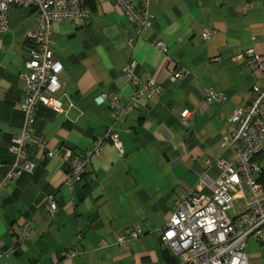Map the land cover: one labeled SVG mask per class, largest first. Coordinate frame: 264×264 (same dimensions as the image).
Returning a JSON list of instances; mask_svg holds the SVG:
<instances>
[{"label": "crops", "instance_id": "1", "mask_svg": "<svg viewBox=\"0 0 264 264\" xmlns=\"http://www.w3.org/2000/svg\"><path fill=\"white\" fill-rule=\"evenodd\" d=\"M86 6L87 19L51 26L52 59L62 66L53 98L61 111L38 105L32 131L46 149L75 154L111 131L121 152L106 140L83 180L68 189L67 163L32 149L33 172L1 183L14 162L11 137L22 127L19 75L26 71L27 35L37 17L34 8L10 7L8 31L0 34V264H167L160 233L175 202L200 180L208 191L220 174L216 158L231 157L223 149L231 112L249 103L252 87L264 84L260 70L242 56L247 49L264 56V0L150 1L152 21L142 34L112 1L88 0ZM204 30L211 33L207 40ZM157 41L166 55L153 46ZM132 60L136 83L123 75ZM150 79L159 94L148 95ZM208 91L225 100L207 101ZM102 93L131 110L116 115ZM183 112L189 125L181 121ZM253 160L263 182L264 141ZM50 197L53 213L46 207ZM229 212L241 211L232 205ZM27 222L32 229L20 241ZM133 225L140 236L127 237L126 247L117 243ZM245 252L247 264H264V241L248 240Z\"/></svg>", "mask_w": 264, "mask_h": 264}, {"label": "built area", "instance_id": "2", "mask_svg": "<svg viewBox=\"0 0 264 264\" xmlns=\"http://www.w3.org/2000/svg\"><path fill=\"white\" fill-rule=\"evenodd\" d=\"M88 0H0V34L8 31V10L12 6L34 8L37 11L36 28L28 33V57L25 60V73L19 78L24 83L25 97L21 103L23 114L22 127L19 133L10 140L9 152L14 162L1 183L31 173L36 165L29 157V150L37 149L48 158L56 157L67 163L68 170L63 186L70 189L72 185L83 180L93 158L99 157L103 143L108 140L121 152V143L117 134L107 131L97 138L91 149L82 154H75L71 149H46L43 137L32 131L35 112L38 105L52 107L61 111V105L53 98L60 89L59 74L62 66L52 59L51 26L60 21L78 24L88 18ZM123 13L126 20L138 34L151 25L152 15L149 12L150 1L162 0H110ZM210 31L201 33L203 40L209 39ZM153 46L163 55L167 47L161 41ZM133 48V43L129 44ZM248 65L252 70H260L264 79V56H259L252 49L244 51ZM136 62L134 60L123 69L127 80H133ZM182 71L174 73L179 78ZM150 79L144 85L148 95L160 93ZM251 99L244 107L235 108L229 118L227 135L223 139V149L230 153L226 158L220 155L214 163L220 169L219 176L204 190V180H200L186 194L175 202L173 213L163 226L160 242L165 251L174 258L175 264H247L245 247L250 239L264 241V195L261 185L256 181L261 168L253 160L263 150L264 141V84L254 86ZM137 97H133L135 101ZM101 100L108 99L109 106L116 115L126 114L132 108L130 104L120 107L118 100L102 93ZM207 101L222 103L224 95L208 91ZM189 113L181 114V121L189 125ZM242 197L245 209L229 216L232 200ZM50 213L55 212L57 205L52 197L46 200ZM32 229L30 222L21 226L20 241L25 239ZM141 230L137 225L126 229L116 236V241L124 247L127 237L137 238Z\"/></svg>", "mask_w": 264, "mask_h": 264}, {"label": "trees", "instance_id": "3", "mask_svg": "<svg viewBox=\"0 0 264 264\" xmlns=\"http://www.w3.org/2000/svg\"><path fill=\"white\" fill-rule=\"evenodd\" d=\"M263 86V85H262ZM259 87V86H258ZM261 175H262V172L258 175V177H257V182L261 185V189L263 190V192H264V180H263V182H262V180H261ZM264 195V194H263ZM167 252V251H166ZM167 254H168V256H167V260H166V263L167 264H175V260H174V258L173 257H171L170 255H169V253L167 252Z\"/></svg>", "mask_w": 264, "mask_h": 264}, {"label": "rangeland", "instance_id": "4", "mask_svg": "<svg viewBox=\"0 0 264 264\" xmlns=\"http://www.w3.org/2000/svg\"><path fill=\"white\" fill-rule=\"evenodd\" d=\"M232 205L235 207L236 212L242 211L245 207L241 197H235L232 201Z\"/></svg>", "mask_w": 264, "mask_h": 264}]
</instances>
